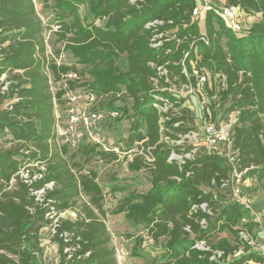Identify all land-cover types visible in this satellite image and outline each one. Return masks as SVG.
<instances>
[{
    "label": "trees",
    "instance_id": "obj_1",
    "mask_svg": "<svg viewBox=\"0 0 264 264\" xmlns=\"http://www.w3.org/2000/svg\"><path fill=\"white\" fill-rule=\"evenodd\" d=\"M223 2L238 5L248 14H258L259 19L245 27L244 33L235 34L214 10L207 11L204 15L206 43L199 38L197 21H192L196 0H138L135 3L130 0H53L55 19L50 22L57 21L60 28L52 35L57 34L62 40L59 51L62 47L65 58L69 56L82 69L68 65L65 59L66 64L59 66L49 60L52 74L58 77L60 72L70 69L77 71L81 78L86 75L87 79L78 86L106 94L110 98L102 102L100 108L117 112L115 116H107L104 126L119 122L131 110L132 124L124 149L131 148L135 140L151 146V162L138 154L127 162L131 171L147 169L148 188L143 192L128 191L113 210V213H123L133 228L144 230L148 234L145 237L159 246L158 256L143 264H264L263 255L238 234L243 230L249 236L260 235L257 230L261 229L262 220L264 222L261 212L264 202L253 204L261 213L258 221L238 203L229 200L227 189L220 187L221 179L228 175L227 165L220 156L200 154L181 166L168 161L169 148L158 142L159 115L149 93V77L153 74L149 62L161 60L157 56L162 50L149 46L150 31L144 24L155 18L170 19L174 25H180V35L187 34L189 40L194 41L201 64L226 75L227 86L220 95V108L221 100L229 98V109L239 110L231 137L241 166L247 168L244 177L249 185L246 189L252 192L259 182L264 188V0ZM80 6L85 11L82 16ZM96 20L102 23L98 25ZM183 23L185 27H181ZM43 29L32 0H0V76L4 74V81H9L7 89L0 92V132L14 143L13 147L0 148V264H41L37 232L51 221L43 219L44 213L50 206L66 209L80 191L89 196L88 202L82 204L75 219H62L56 227L57 264H117L114 249L109 244L110 234L99 216L104 214L102 187L94 180L95 173L77 177L65 163L59 165L51 160L57 154L52 150V143L56 141L55 115L53 94L42 70L47 61ZM187 47V41L180 45L181 49ZM169 57L177 59L179 52ZM120 58L122 67L117 63ZM8 73H12L11 78ZM61 95L62 91L56 92L58 103L62 102ZM120 95L130 99L131 107L115 104ZM15 98L9 108L4 107L5 102ZM180 114L172 115L165 122L172 131L171 136L189 129L188 123L193 120L188 108L183 107ZM58 147L64 152L70 150L65 144ZM78 150L83 151L86 161L91 155L100 159L118 158L116 152L105 151L92 143H83L75 149ZM34 163L37 166L32 167H43L37 168L42 176L28 185L16 173L21 167ZM47 182L54 183L55 187L46 190L44 198L50 199V203L43 206L35 201L30 188ZM125 189L124 186L111 188L113 192ZM202 202L211 213L201 208L192 210V205ZM244 217L246 220L239 226ZM201 219L206 222L204 227ZM185 226H189L190 231H186ZM225 229L235 236V243L226 236L211 241L215 232ZM62 230L68 232V241L58 236ZM143 240L141 233L132 256L141 255L136 249ZM195 240H205L211 250H221V257L210 259L212 251L192 247ZM65 246L74 248L69 257L68 252H64ZM237 250L242 254L231 257Z\"/></svg>",
    "mask_w": 264,
    "mask_h": 264
},
{
    "label": "built area",
    "instance_id": "obj_2",
    "mask_svg": "<svg viewBox=\"0 0 264 264\" xmlns=\"http://www.w3.org/2000/svg\"><path fill=\"white\" fill-rule=\"evenodd\" d=\"M137 1L130 0L131 3ZM218 1L219 3L213 0H199L192 9V21L200 16H203L204 19L207 11L214 10L235 34H242L246 30L243 27L242 18L249 19L258 15L248 14L238 5H227L223 0ZM42 23L44 26L42 31L44 53L47 58L42 70L47 76L49 89L53 94L54 108L59 105L61 111L59 119L55 114L54 131L56 138H60L70 150L77 149L83 143H92L105 151L116 152L118 157L123 155L127 161L132 160L138 154L146 162H151L153 160L150 153L151 146H144L142 141L135 140L131 148L123 151L108 141V137L104 132V122L108 115L115 116L117 112H105L100 108V104L105 102L107 98L106 94H97L87 89L86 86H78L83 80L75 70L68 69L60 72L58 77L52 74L48 65L49 60L56 66L62 63L66 64L63 48L61 47L60 51L55 53L49 43L52 33L60 28V24L57 21L45 23L43 20ZM197 24L201 33L199 38L207 43L204 29H201L198 21ZM185 25L183 23L181 27H185ZM144 27L150 31L149 46L156 50H162L157 56L161 60L149 62L153 69V74L149 77L151 85L149 93L152 96L151 104L159 115L158 142H163L169 148L167 160L181 166L186 160H193L200 154H213L222 157L227 165L228 175L225 179H221L220 187L227 189L229 200L238 203L251 216H254L255 220L259 221L261 213L254 210L252 195L246 189L249 185L248 180L244 177L247 168L241 166L240 157L232 145L231 134L233 127L237 124L239 110L226 107L222 111L220 108V95L227 86L226 75L221 71H212L201 64V55L194 46V41L189 40L187 34L180 35V25H174L172 20L155 18L146 22ZM185 41L188 42V47L181 49L180 45ZM176 52H179L177 59L169 57V55ZM3 76L5 75L2 74L0 78ZM7 85V81L1 80L0 92H4ZM58 91H62L61 103L56 101V92ZM193 98L196 103L192 108ZM15 100L16 98L5 102L4 107L9 108L10 103ZM212 104H214L213 110ZM183 107L188 108L193 113V120L188 123L189 129L174 132V135L171 136L172 131L170 127L165 126V122L172 115H181L180 110ZM178 123L179 121L174 122L173 125L177 126ZM28 171V168L24 166L16 173L28 185L42 176L39 171L32 175ZM50 184L52 182H47L34 189L30 188L37 203L42 204L38 201L39 197L41 195L45 196V188ZM48 202H50V199L44 201L46 204ZM191 208L193 211L201 208L203 211L211 213L205 202L198 205L194 204ZM54 209L53 206H50L46 213L51 211L55 213ZM64 213H66V216L63 219L73 220L76 218L74 211L65 209L58 212L61 216ZM53 221L51 219L50 226L53 234H55L60 220L56 217ZM205 223L204 219L200 220L202 227ZM184 229L190 231L189 226H185ZM238 234L253 250L264 257V232L260 235L249 236L243 230H239ZM58 236L64 242L69 239L66 230L60 231ZM192 247L201 251H212L209 258L213 260H218L222 254L221 250H211L205 240H195ZM71 249L74 248L71 246L64 247V252H68V257Z\"/></svg>",
    "mask_w": 264,
    "mask_h": 264
},
{
    "label": "rangeland",
    "instance_id": "obj_3",
    "mask_svg": "<svg viewBox=\"0 0 264 264\" xmlns=\"http://www.w3.org/2000/svg\"><path fill=\"white\" fill-rule=\"evenodd\" d=\"M216 3H219L218 0H213ZM35 12L39 18H41L45 23L48 21H52L55 19V14L53 11V0H32ZM199 2V0H197ZM84 7L80 6V15H84ZM242 24L243 27H248L251 23L257 21L259 17H250L242 18ZM196 21L201 26V29L204 25V19L203 16L196 17ZM96 24H101L102 22L100 20L95 21ZM49 43L51 47L55 50V52L58 53L60 46L63 44L62 40L57 36V34H54L51 36ZM65 61H67L68 65L71 64L72 67L76 68L77 70H81L82 66L78 63H76L72 58L67 56L65 58ZM117 63L120 67H122V59H118ZM7 76L11 78L12 73H8ZM5 76L0 78L1 80H4ZM87 79V76L84 75L82 77V80L85 81ZM9 82V81H7ZM51 90V89H50ZM110 97L107 96L105 99V102ZM221 109L224 111L226 107L229 108L230 100L227 98L226 100H221ZM194 103H196V100L193 98V103H191V107L193 108ZM116 105H126L128 107H131L130 99L127 96L120 95L115 100ZM59 105L54 108V115L56 114V117L61 115V111L59 109ZM131 110L128 113L127 116L123 117L122 120L119 122H114L112 125H105V133L108 137V141L111 144L119 146L118 148L121 150H125L124 148L127 146V137L130 132V125L132 124V119H130ZM63 118V117H62ZM107 120V118L105 119ZM63 144L62 140L60 138H56V141L52 143V150L53 152H57L51 160L55 164H63L67 165L71 170L74 172V174L79 177L81 174H87L89 172L95 173L94 180L101 185L102 187V208L104 210V214H100L99 216L101 219L105 222L106 227L108 229V232L110 234V246L114 249V257L116 259L117 264H143L150 262L155 256H158L160 252L159 246L154 244L150 238H146L145 236H148L146 232L136 230L133 228L124 218L123 213H113V210L116 207L117 202L121 199L122 196H124L128 191H136V192H143L148 186V171L145 168H141L138 171H131L128 169L127 160L126 157L123 155H120V157L116 159H112L110 156H107L104 159H100L97 155H91L88 161H86V156L83 155L82 150H68L63 151L60 147ZM14 143L9 141V138L4 134V132H0V148H9L13 147ZM122 150V151H123ZM37 166L36 163L29 164V166H26L28 168V173L30 175L37 173V168L42 169L43 167H32ZM13 183V182H12ZM113 186H124L126 187L125 190L120 192H113L111 188ZM54 183L50 184L49 186H46L45 190L54 188ZM221 191V190H220ZM222 194H224L221 191ZM253 199V204L260 205L264 202V188L259 183H256L254 188L252 189V192H250ZM225 197V194H224ZM38 200L40 203L46 205L44 203L45 198L43 195L39 197ZM89 196L85 194L84 192L80 191L77 195H75L70 200V206L66 208V210L74 211L76 215L78 212L82 209V204L84 202H88ZM50 203V202H48ZM55 210V213L52 211L49 213H44L43 219H52L53 220L58 217V220H62L65 218L66 213H64L62 216L58 214V212H62V210ZM65 210V209H64ZM254 210H256L254 208ZM96 212V210H95ZM264 213V209L261 211ZM246 218H242L239 222H244ZM262 220V219H261ZM262 230L264 232V222L262 220V227L261 229L257 230V233L261 234ZM143 235V242L137 247V251L141 252L140 256H132L131 252L135 248V241L138 238V235ZM39 236V246L41 248L40 256H41V264H57L58 263V245L56 243V239L54 237V234L52 232L50 224H46L41 226L38 229L37 232ZM130 236H127V235ZM220 236H226L232 243L236 242L235 236L228 230L225 229L221 232H215L213 236L211 237V241L217 240ZM150 237V236H149ZM242 254L241 250H237L235 254L231 255V257H238Z\"/></svg>",
    "mask_w": 264,
    "mask_h": 264
},
{
    "label": "crops",
    "instance_id": "obj_4",
    "mask_svg": "<svg viewBox=\"0 0 264 264\" xmlns=\"http://www.w3.org/2000/svg\"><path fill=\"white\" fill-rule=\"evenodd\" d=\"M147 188H148V186H147ZM147 188H146V189H147ZM146 189H145V190H146Z\"/></svg>",
    "mask_w": 264,
    "mask_h": 264
}]
</instances>
